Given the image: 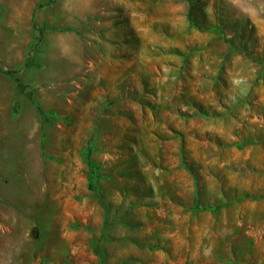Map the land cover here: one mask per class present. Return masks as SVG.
Segmentation results:
<instances>
[{
  "label": "rangeland",
  "instance_id": "rangeland-1",
  "mask_svg": "<svg viewBox=\"0 0 264 264\" xmlns=\"http://www.w3.org/2000/svg\"><path fill=\"white\" fill-rule=\"evenodd\" d=\"M101 204L105 264H264V0H0V264Z\"/></svg>",
  "mask_w": 264,
  "mask_h": 264
},
{
  "label": "trees",
  "instance_id": "trees-1",
  "mask_svg": "<svg viewBox=\"0 0 264 264\" xmlns=\"http://www.w3.org/2000/svg\"><path fill=\"white\" fill-rule=\"evenodd\" d=\"M191 23L193 24V22H191ZM39 32L42 33V30H40ZM239 52L243 53L244 55H247L245 50H241V51L239 50ZM248 57H250V56H248ZM2 73H5L7 75H11L12 76V75H14L16 73V71H14V70H4V71H2ZM16 85H17V89L22 92L23 87H22V84H21L19 79H16ZM27 95H28L27 96L28 99L31 100V96L29 94H27ZM35 105H36V108H37L39 114L41 115V117H48L47 114L43 111L42 107L39 104H35ZM89 166L91 168V179L89 180L88 188H89V190L93 191L97 195V189H96L94 181H93V179H94L93 172L95 170L99 169V167H94V166H91V165H89ZM97 177L98 176H95V178H97ZM102 208L104 210V219H103V222H102L101 232H100L99 237L95 238L92 241V244H91L92 253L98 259V263L97 264H105V254H104V250H103V245H104L105 242H107L109 240V237L107 235V231H108L109 226L111 225L110 221L108 220L109 219L108 218V209L105 206H103V205H102Z\"/></svg>",
  "mask_w": 264,
  "mask_h": 264
}]
</instances>
